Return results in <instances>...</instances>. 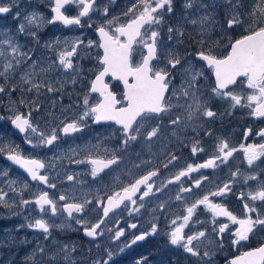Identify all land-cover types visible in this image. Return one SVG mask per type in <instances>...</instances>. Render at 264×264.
<instances>
[{"label": "snow or ice", "instance_id": "1", "mask_svg": "<svg viewBox=\"0 0 264 264\" xmlns=\"http://www.w3.org/2000/svg\"><path fill=\"white\" fill-rule=\"evenodd\" d=\"M54 6L51 8L53 15L46 19L38 12H32L24 17L25 23H21L17 31L26 33L33 37L38 43L36 29L45 24L59 22L64 26H82L81 19L89 18L88 27H92L91 13L101 12L103 22L97 24L96 32L99 34V42L84 41L79 37L69 41L55 38L45 47L59 49L55 58L46 66L39 60L33 59L30 55L32 49L27 52L22 50V46L14 42L7 33H3L6 38L0 39V45H7L8 48H0V57L4 58L0 64V93L9 97L15 91H20L21 98L18 102H9V110L13 115L9 117L11 124L24 134V139L33 148L54 146L61 138L60 134L69 136L82 131L87 126V121L92 120L95 124L101 122H114L119 125L117 132L121 136L120 149H105V156L93 157L91 153L85 160L71 159L72 163L91 165L90 175L97 178L105 170H111L112 166L122 162L123 157L119 151H127L132 142L142 140L144 146L151 150L155 141H160L165 137V129L171 126L170 135L175 136L177 130L195 125L196 121L203 118H213L217 115L210 107L208 100L202 92L201 78L204 73L196 65L190 62L187 57L192 56L205 67L211 69L214 76V84L210 89V96L219 97L229 102L231 108L237 106L250 109L249 114L253 117L264 118V0H183L181 14L177 17L175 24H170L165 20L166 14L175 13L174 0H134L121 13L124 17L121 20L118 16L108 18L109 8L104 6L97 8V0H50ZM74 5L77 12L73 16L66 14V6ZM11 3H0V14L9 13L12 10ZM194 9L197 13H202L192 18L189 10ZM217 9L224 11V23L219 25L220 31L224 33V39L228 40L226 47L229 49L225 55H218L216 49L220 47V40L213 39V34L218 26L216 19ZM20 12L16 13L19 17ZM188 25L198 26L195 40V51L184 52L178 50L184 44L186 29ZM226 26V28H225ZM241 28L244 34L239 38L231 39L227 36V30ZM167 36V42L162 39V31ZM174 43H171L173 42ZM95 44L103 49V55L98 56L100 69L95 73V78L89 83L88 91L82 98V110L72 119L65 118L60 121L57 127H52L50 131H40L37 124L31 118L32 111H39V97L46 93L63 94L66 83L75 84L80 76V65L74 63V58L80 56L79 49L91 48ZM140 49L141 59L134 62V53ZM10 51V55H9ZM28 65L27 69L20 71L22 65ZM63 71L65 79H54L51 73ZM175 73V75H174ZM15 75H19V83H14ZM123 82L122 99L113 92L109 84L105 82L106 76ZM176 76L180 77V84H175ZM70 77V78H67ZM246 81V84L243 83ZM240 85L246 91L237 92L234 89ZM26 93H34V98L29 99ZM98 93L99 99L96 103H90L89 96ZM176 100L174 104L172 101ZM183 101V103H181ZM25 105L29 108L27 113L18 111L15 104ZM53 107L56 100L51 101ZM72 106L69 105V108ZM182 109V114H174L175 110ZM67 110V109H66ZM4 119V117H0ZM167 119V124L164 123ZM252 132L248 129L244 133L247 137ZM206 135H211L210 132ZM256 135L264 139V129ZM35 139V143H34ZM163 146V145H162ZM91 148L99 150V142L90 145ZM244 152V158L250 167H257L256 161L264 157V144L240 145ZM200 142L194 141L191 146V153L203 152ZM238 151L232 147L227 139H219L214 147L213 155L203 163L187 164L185 168L174 174L167 183L155 184V178L159 175V169L147 171L145 174L134 178L126 184L120 186L119 191H114L104 197H97L95 200H83L81 202H70L67 195L61 194L57 198L49 195L47 191H41L34 200H21L22 205L34 203L39 207L40 212L50 211L52 216L61 211L67 214L68 218L75 221L83 228L87 237L95 240L104 235L103 225L110 213L120 209L132 207L131 213H139L145 206V199L162 192L168 184L180 182L182 177H187L200 169H215L220 165H226L233 154ZM7 152V159L18 165L31 177L33 181H39L48 186L56 188L55 183H50V177L45 172L41 174V169H46V165L41 159L25 156L16 145L0 144V153ZM73 155L78 153V149H69ZM110 153V155H109ZM167 167L178 159L172 153ZM59 158V157H57ZM139 158V154H137ZM147 164L148 161H142ZM139 168L140 165H134ZM264 174V169L260 170ZM240 175L239 169L230 172V179L222 185H216L215 190L209 191L202 197L195 198L192 203L183 205V214H177L174 219H167L169 237L171 245L182 248L190 258H196V264H213V259L217 252L224 250L225 235L228 234L232 246L243 247L258 232L264 233V210H258L255 202L264 204V181H261L254 190L247 193L241 191L239 199L244 201V214L237 216L230 211L223 203L213 202L216 197H224L232 192L235 178ZM68 181H73V175H67ZM256 175H248L244 178L245 183L256 180ZM209 177L201 176L192 180L191 187H179L175 199L185 201V195L192 193L193 187L200 188L202 183L208 181ZM24 182V188H27ZM139 194V195H138ZM7 193L0 189V204L5 207H12L6 199ZM58 202H64L58 207ZM95 204V210L102 211L95 223H91L83 216L77 218L74 214L85 213L89 205ZM203 205L205 210L211 213L210 221L197 219L198 208ZM47 206V208L45 207ZM157 209L164 214L167 209L166 202H160ZM219 217H226L227 222H221ZM210 223L211 227H208ZM119 224V220L116 221ZM192 225H200L199 230H194ZM27 227L41 231L45 234V239L50 234L53 227H63V225H52L44 218H35L28 223ZM130 229H136L137 224L128 225ZM185 229H188L186 232ZM113 232L111 239L119 241L124 236L123 227L107 229ZM157 223L150 225V230L135 235L134 238L124 247H130L137 241H143L148 236L156 234ZM124 248H120L122 252ZM75 247L64 244L58 251L47 256L48 264H75L71 260V255ZM45 257L47 250L41 245L25 257L31 264H39L37 256ZM108 260L96 261L95 264H109L113 252L106 251ZM136 264H144V259L136 261ZM225 264H264V241L257 247L240 252L232 258H225Z\"/></svg>", "mask_w": 264, "mask_h": 264}, {"label": "rangeland", "instance_id": "2", "mask_svg": "<svg viewBox=\"0 0 264 264\" xmlns=\"http://www.w3.org/2000/svg\"><path fill=\"white\" fill-rule=\"evenodd\" d=\"M45 1L46 0H0V3H11L13 5L11 14L8 17L2 18L0 16V39L6 38L3 33H7L13 38L14 42L22 46V49L26 48L23 51L27 52L29 49H32L30 55L33 57V59L39 60L46 66L52 61L53 58H55L56 52L59 49L54 50L52 48H48V59L43 61L42 56L38 59L39 52L41 50V48L38 47L40 45V41L37 43L32 36H28L29 34L19 33L17 31L18 26L21 23H25V16H28L32 12H38L43 16L48 13L47 8L44 5ZM119 1L120 0H97V8L102 9L104 6H108L110 13L108 18H111L112 16L121 17V13L126 11V9L121 11L116 8V4ZM126 1H130V4L131 2L133 3V0ZM204 2L208 3L209 0H204ZM245 2L247 3L249 0H245ZM178 4L180 6V2H176V5ZM17 12L21 13L19 17L16 16ZM195 13L197 12L192 9V14ZM200 14L202 13H197L192 16V18H195ZM90 15L91 21L103 22V15L101 12H93ZM170 17L168 14H166L165 20L170 24H175L173 23V17L171 14ZM216 19L218 21V26L215 30V33L213 34V39L222 40L224 39V33L220 31L219 25H223L224 23L225 16L223 9H217ZM31 27L33 30L34 26ZM194 29H198V26H187L183 45H185L186 42H195V40L199 38L196 35V31ZM38 30H40V33L38 34V40H42V42L45 41L47 43L52 42L57 37L62 41L65 39L71 41L76 37H79L84 41L85 45L88 44L89 40L95 41L94 39H89L87 29L74 28L73 30L67 32V34H47V36H45L43 39L41 38V33L44 31V28L40 27ZM232 30H227V33ZM235 31L242 33L243 29L236 28ZM165 32L166 29L162 31V35H165ZM172 43H174V41ZM0 48L7 49L8 46L0 45ZM79 52L80 56L74 58V63H89L91 67H100L98 56H101V53L95 44H93L91 48H81L79 49ZM187 59L194 63L197 68L202 70V66H200L198 63H195L193 59ZM3 62L4 58L0 57V64H3ZM27 67L28 65L26 64L22 65L20 71L27 69ZM88 70L89 67L84 68L83 66H80V76L77 77V82L75 84L66 83L63 89V94H55L51 100H45L46 97L44 96L39 97L40 109L39 111H32V120L34 124L38 125L40 131L48 132L52 127H57L61 120H64L65 118L70 120L82 110V98L83 95L88 91V89H86L87 84L84 82L83 72ZM0 71H2V68H0ZM51 77L53 76L51 75ZM65 78L66 77L61 70V74L58 79ZM2 79L3 78H0V83L4 82ZM177 80L178 82L175 84L178 86L180 84L179 76H177ZM13 82L19 83V75H15ZM201 85L202 89L209 90V87L205 82H201ZM26 96L29 99H32L34 98V93H26ZM0 97L8 100L7 104H9L10 100H19L21 98V93L20 91H15L10 97L7 94L0 93ZM53 100L57 101L55 107H53L51 103ZM69 100L73 101L74 104H71ZM89 100L90 103H94V98L92 95L89 96ZM69 105L72 107L69 108ZM0 106H2V103H0ZM14 107H16L18 111H20V109H23L26 112L29 111L27 106L19 105L18 103L15 104ZM12 115L13 112L10 111L8 107L5 115L0 114V117H4L5 120L9 121V117ZM0 123L4 124L3 127H0V144H3L4 146L9 144L16 145L25 156L34 157L40 154L41 147L33 148L31 145L25 144L21 138H18L14 133L8 130L6 121L2 122L0 119ZM88 124H90L89 120L87 121V126L82 131L74 136L63 138V140L56 145V149L59 150V154L62 159L59 158L60 161H58L54 160L53 157H49L48 161L46 162L47 165H49L46 170L47 174L50 176H57L58 174H64V176L74 175L75 180L82 182L79 176L86 175L87 172L90 173L91 166H87V164H79L81 166H77L78 164L72 163L71 159L85 160L89 153H91L92 156H96L97 154L105 155V149H119V146L116 144L102 141V135L109 136L108 133L99 135V133L105 129L104 127H90ZM5 129L7 132H5ZM92 138H95L94 141ZM98 142L101 145L99 150L90 147V145H95ZM155 142L157 145L152 147L150 150V155H152L151 159L154 160V162L151 164L154 163L157 169H161L167 160V152L165 146L163 145L165 143V138ZM71 148L78 149V153L73 155L71 152H69V149ZM154 148H156L155 151L153 150ZM53 149H55V146ZM4 154H7V152L0 153V189L8 194L6 199L8 200L9 204H12V207L9 208L0 204V264H31L30 261L25 260V257L30 255L37 245L45 247L47 250V255L43 258L38 255L36 260L39 262V264H48L47 256H50L54 251H58L59 247L64 244L69 245L70 248L73 246L75 247V251L71 255V260L74 261L75 264H95L96 261L108 260L106 255L107 250H111L113 252V256L109 261V264H136V261L142 258L144 259V264H179L177 262V255H172L170 257L168 253V249H174V246L165 239V235L168 232L166 229L168 224L166 225L164 222L159 223V220L163 217V214L161 210L157 209V205L160 202H165V191L156 193L154 196H151L145 200V206L144 208L140 209L139 212V223L141 227L139 228L138 233L141 234V232L144 231L142 227H145L148 222L154 221L158 225V231L156 234L151 235L149 239L140 241L139 245L134 247H124L125 244L120 240L114 241L110 236H102L96 253L88 251L86 252L85 249L87 246L76 240V236H78L81 232L80 226L77 225L73 219L68 218L64 212L61 211L57 215L52 216L50 211L40 212L39 207L34 203L28 205H22L20 203L22 199L34 200L35 196L38 195V192L41 189L37 185L32 186L23 173L6 164L2 160V156ZM151 164L149 167L153 168L151 167ZM109 175L113 180L118 178V169H115ZM113 175L115 176L113 177ZM95 179L99 178L97 177ZM163 179L164 171H160L159 175L155 178V181L157 183L160 181L161 183ZM25 181L28 185L27 188H24ZM79 189H82L81 186L75 183L74 190L77 191ZM77 197L80 199H85L81 195H78ZM93 209L95 208H88L87 214L83 213L75 216L77 218L83 216L85 219L90 221L89 216L93 212ZM35 218H44L52 225H63V227L51 228L48 238L45 239V234H43L41 231L27 227L28 223L34 221ZM122 247L124 250L121 252L120 248ZM183 260L184 263L187 261L185 264H196V259L190 258L188 255Z\"/></svg>", "mask_w": 264, "mask_h": 264}, {"label": "flooded vegetation", "instance_id": "3", "mask_svg": "<svg viewBox=\"0 0 264 264\" xmlns=\"http://www.w3.org/2000/svg\"><path fill=\"white\" fill-rule=\"evenodd\" d=\"M134 2V0H133ZM176 2H180L176 5ZM182 2L183 0H174L175 4V13L171 14L173 17V23H176L177 17L181 14L182 9ZM132 3V2H131ZM45 7L47 8V14L44 15L46 19H50L53 13L51 12V8L54 6L53 3L50 2V0L45 1ZM130 6V1L126 0H120L116 4V8L118 10L124 11L127 9V7ZM192 13V10H189ZM77 12V9L74 5L66 6V14L69 16L75 15ZM11 14V11L9 13H6L5 15L0 14L2 18H6ZM197 14V13H195ZM195 14H192L194 16ZM170 17V14H168ZM121 20L124 19V17H120ZM171 18V17H170ZM97 22V23H95ZM92 27H88L89 20L88 17H84L81 19V25L82 26H64L63 24L56 22L54 24H45L42 26L44 28V31L41 33V38L43 39L47 34H53V33H63L67 34V32L73 30L74 28H80V29H87V34L89 35V39H94L97 43L99 42V34L96 32V26L99 23H102L100 21H91ZM192 26V25H191ZM34 31H37V34L40 33V30L36 29L35 26L33 28ZM236 28H234L232 31L227 33V36L231 39L239 38L240 35L244 34V31L242 33L236 32ZM31 36V35H28ZM162 39L167 42V36L162 35ZM39 48H41L39 52V57H43V61L48 59V47H45L47 42L42 40H39ZM187 41V40H186ZM221 44L220 47L216 49V53L218 55H225L227 51L229 50L226 45L228 43V40H220ZM172 43V42H171ZM26 48H23L22 50H25ZM98 50L101 52V48L98 47ZM182 54L184 52H193L195 51V43H185V45H181L178 49ZM187 58H191L194 60L195 63H198L200 66H202V71L204 73V76L201 78V82H205L209 90L202 89V92L204 93L205 99L208 100V107H210L214 112L217 113V115L213 118H207L203 117L196 121L195 125L190 126L188 128H182L180 130H177V133L175 136L170 135L172 129L171 126L166 128L165 132V143L163 144L166 149V163H168V159L170 158L168 156V153H172L178 157L176 161H174L172 164H170L167 169L164 167L159 169L160 171H164V179L162 182L167 183V181L176 174L179 170L186 167L187 164L191 163L193 165L198 163H203L205 160H207L210 156L213 155L214 147L217 144L218 140L223 138L227 139L232 147H235L238 149L236 153L233 154V157L229 159V162L226 165H220V167L215 169H200L197 172L191 173L187 177H182L180 182H174L171 184H168L167 187L163 190L165 191L166 195V204L167 209L165 210L163 217L160 218L159 223L168 224L167 219H174L177 214H183V205L185 202L188 204L192 203L195 198L202 197L204 194H206L209 191L215 190L216 185H222L225 181L230 179V172L236 171L239 169L240 175L235 178V182L232 186V192L228 193L224 197H216L213 202L215 203H223L230 211H232L237 216H242L244 214L243 209V203L244 201H241L239 197V193L241 191L247 193L249 190H254L257 185L264 181V174L261 173V169H264V157H261L260 160L256 161L257 167H250L245 158H244V152L242 149H240V145L244 144L245 146L249 144H264V139H262L260 136L256 135L257 132H259L261 129H264V118H258L253 117L249 114L250 109L246 106L241 107L237 106L235 108H231L229 106V102L221 99L219 97L210 96V89L214 84V76L212 75L211 69H208L205 67L201 62H198L194 57L188 56ZM141 59L140 56V49L137 47V51L134 53V62H138ZM80 66H83L84 68L89 67L88 71L83 72L84 75V82L87 84L86 89L89 88V83L92 79L95 77V73L98 72L99 68L91 67L89 63H78ZM88 69V68H87ZM61 74V71H54L51 73L53 76L52 78L58 79ZM175 75V73H174ZM3 80V79H2ZM105 82L109 84L110 89L117 93L118 98L122 99L121 93L123 92V82L118 81L116 79H113L112 77H106ZM177 76L175 79V83L177 84ZM244 84H246V81H243ZM237 92L246 91V89L242 88L239 84L234 89ZM54 93H46L45 95H42L46 97L45 100H51L54 96ZM92 97L94 98V103L97 102L99 99L98 93H92ZM6 99L0 97V103H2V106H0V114L5 115V113L8 110L9 104H7ZM11 101L18 102V99H13ZM10 102V101H9ZM71 104H74L73 101L69 100ZM174 104L176 103V100L173 99L172 101ZM93 103V104H94ZM183 103V101H181ZM182 109L177 108L174 112V114H182ZM20 112L27 113L25 110L20 109ZM32 118V116H31ZM2 122L7 123L8 130L14 133L18 138H21L25 144L26 141L24 139V134L20 133L18 129H16L12 124L11 120L7 121L5 119H1ZM90 124L88 126L90 127H97L102 126L105 129L99 133V135L108 133L109 136L102 135V141L104 142H111L112 144H116L119 146V149L121 147L120 141L121 136L117 132V129H119V125H116L114 122H101L100 124H95L92 122L91 119H89ZM165 124H167V119L164 121ZM4 124L0 123V127H3ZM248 129H252V132L245 137L244 133L248 131ZM5 132L7 130L5 129ZM210 132L211 135H206V133ZM79 133V132H78ZM77 133H73L69 136H64L62 133L60 134L61 138L56 142L55 149H53L54 146L49 147H41L40 148V154L38 156H34L35 158L41 159L45 162L47 165V161L49 157H53L54 160L60 161L62 157H60L59 150L56 149V145L59 144L60 141L63 140V138H68L71 136L76 135ZM95 138H92L94 141ZM200 142V147L204 149L203 152H197L195 155L191 153V146L194 141ZM9 142V140H8ZM157 145L156 142H154L153 147ZM210 146V148H209ZM164 148V147H163ZM118 149V150H119ZM156 148L153 150L155 151ZM123 160L118 165L112 166L111 170H105L104 173H101L98 177L99 179L92 178L90 176V173L87 172L86 175H81L79 178L82 180V182L73 180L68 181L66 179V175L64 174H58L57 176H50V183H55L56 188L51 189L48 188L47 185L39 182V181H33L31 180L30 176H27L24 172L23 174L26 176V178L29 180V182L32 184V186H39L40 191H47L49 192V195L52 197L57 198L59 195L64 194L67 195L70 198V202H81L85 199L87 200H95L97 197H104L108 194H111L114 191H119L120 186L122 184H126L133 180L134 178H138L139 176L145 174L149 170H153L155 167V164H151L154 162L153 159H151L150 151L148 148L144 146V142L140 140L139 142H132V144L128 147L127 151H119V153ZM137 154H139V158H137ZM99 155V154H97ZM96 155V156H97ZM101 157H104L105 155H99ZM33 157V156H31ZM59 157V158H57ZM95 157V156H93ZM142 161H148L149 163L144 164ZM6 163V162H5ZM71 163V162H70ZM12 168L14 166L11 163H6ZM87 164V163H83ZM151 164L150 168L149 165ZM134 165H140L139 168L134 167ZM81 166V165H77ZM87 166H91L90 164H87ZM16 169V168H15ZM115 169H118L119 176L118 178H115L114 180L110 177L109 174H111ZM46 169H41V174H45ZM91 170V168H90ZM159 171V172H160ZM248 175H256L257 179L252 181H248L245 183L244 178ZM74 176V175H73ZM115 175H113L114 177ZM201 176H207L209 177L208 181H205L202 183V186L200 188H194L192 193L189 194H183L185 195V201H177L175 199V195L181 186V184L184 187H191L192 180L198 179ZM75 183L81 186L82 189H79L77 191L74 190ZM156 185H160V181L157 183L155 181ZM156 194V193H155ZM81 195L85 199H80L77 196ZM139 195V194H138ZM154 196V195H153ZM151 197V196H150ZM146 198L145 200H147ZM64 202H58V207L60 204H63ZM255 206L258 210H264V204H261V202L256 201ZM47 208V206H45ZM96 208L95 204L89 205L88 208ZM132 206L129 205L128 209H125L123 206L120 209L115 210L113 213H110L109 217L106 219L105 224L103 225L105 232L103 236H110L114 235L113 232H108L107 229H117L120 227H123L125 229V234L122 236L119 240L124 243L128 244L135 235H139L138 231L140 226L139 223V213H131L129 214V210ZM85 210L84 214H87V210ZM198 215L197 219L201 221H210L211 219V213L206 211L204 206L201 205L198 208ZM66 214V213H65ZM83 214V213H80ZM80 214H74V215H80ZM67 215V214H66ZM102 215V211L95 210L93 211L89 218L91 223H95L99 216ZM113 219V220H112ZM119 220V224H116V221ZM218 220L221 222H227L226 217H219ZM154 221H150L146 224L145 227H142L144 231L150 230V225ZM131 223H136L137 228L136 229H130L128 228V225ZM163 224V226H164ZM80 226V225H79ZM194 230H199L200 225H192ZM208 227L210 228V223L208 224ZM166 229L169 231V227L166 226ZM80 234L76 236V240L81 242L83 245L87 246L85 251L87 252H94L96 253L97 248L99 247V243L101 241V237H97L95 240H93L90 237H87L84 234L83 228L80 226ZM187 232L188 229H185ZM151 236V235H150ZM150 236H148L146 239H149ZM145 239V240H146ZM165 239L167 242H169V237L165 235ZM264 241V233H257L255 236H253L249 242L246 243L243 247H237L232 246L230 244V240L228 237V234L225 235L224 239V250L221 252H217L214 259L213 264H225V258H232L235 255H239L240 252L246 251L250 248L257 247L260 242ZM140 241H137L135 244L131 246H138ZM149 243V242H148ZM170 243V242H169ZM150 244V243H149ZM169 256L177 255V262L179 264H185L184 258L188 255L186 254L182 248L174 246L173 248L168 249ZM196 259V258H195Z\"/></svg>", "mask_w": 264, "mask_h": 264}, {"label": "water", "instance_id": "4", "mask_svg": "<svg viewBox=\"0 0 264 264\" xmlns=\"http://www.w3.org/2000/svg\"><path fill=\"white\" fill-rule=\"evenodd\" d=\"M102 51H103V49H102ZM110 76V75H109ZM106 77H108V76H106ZM105 77V78H106ZM111 77V76H110ZM104 78V79H105ZM4 158V160L7 162V163H11L13 166H15V167H18L22 172H24L27 176H29L28 174H27V172H25L23 169H21L18 165H15V164H13L11 161H9L8 159H7V155H5V156H3ZM31 178V177H30ZM37 231H39V230H37Z\"/></svg>", "mask_w": 264, "mask_h": 264}]
</instances>
